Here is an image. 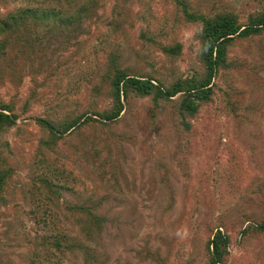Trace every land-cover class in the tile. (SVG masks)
<instances>
[{
    "label": "rangeland",
    "instance_id": "374dc122",
    "mask_svg": "<svg viewBox=\"0 0 264 264\" xmlns=\"http://www.w3.org/2000/svg\"><path fill=\"white\" fill-rule=\"evenodd\" d=\"M186 2L209 15L232 11L241 22L264 7V0ZM161 5L168 6L169 14L159 13L156 23L169 38L173 0H99L77 38H47V52L35 58V66L21 50L7 57L0 69V99L17 108L28 99L30 104L18 120L20 134L8 135L12 155L6 165L12 171L3 193L0 264H29L42 238L66 234L78 239L79 227L65 203L95 206L103 225L93 243L85 245L93 259L87 261L76 249L64 255V264L196 261L216 225L232 240L226 264H264V235L248 233L242 239L239 234L260 217L264 202V35L238 45L239 72H221L215 79L239 107L238 118L227 116L216 91L213 103L200 108L183 135L170 106L158 111L148 101L133 100L116 124L83 128L60 145L64 156L54 161L66 170L59 196L35 184L41 176L51 179V173L38 162L34 120L66 96L82 109L106 106L102 76L111 60L136 73L152 64L157 75L166 76L174 66L183 72L196 61V25L179 29L182 55L176 63L151 51L139 37ZM38 6L42 0H0V17ZM114 8L126 23L111 30ZM61 40H68L62 52ZM93 146L101 148L97 159L90 155Z\"/></svg>",
    "mask_w": 264,
    "mask_h": 264
},
{
    "label": "trees",
    "instance_id": "16d2710c",
    "mask_svg": "<svg viewBox=\"0 0 264 264\" xmlns=\"http://www.w3.org/2000/svg\"><path fill=\"white\" fill-rule=\"evenodd\" d=\"M98 1L42 0L43 6L19 9L0 17V69L6 65L11 52H26L35 66V58L43 57L47 52V38H77L76 33L82 30L84 21L90 18ZM173 1L176 6L173 35L165 38L156 23L160 20L159 13L164 14V17L169 14L168 6L161 5L154 11L148 31L140 32L139 37L151 51L156 50L168 62L176 63L182 55V45L176 41L179 29L184 25H196L193 35L197 46L196 61L191 62L183 72L174 66L166 76L157 75L152 64H148L149 70L144 73H136L119 67L111 60L109 69L102 76L105 85L102 97L107 101L106 106L82 109L72 97L66 96L57 102L56 107L50 108L44 117L36 118L38 162L46 165V170L51 173V179L41 176L35 181L40 190L45 188L49 194L59 196V187L63 184L61 177L66 168L55 161H60L64 156L60 145L66 143L67 137L89 126L111 127L120 120L133 100L148 101L158 111L170 106L176 126L183 135L190 131L191 120L200 108L213 103L216 91L222 97L223 111L227 116H240L239 107L230 100L226 91L217 88L215 79L221 72L236 73L241 70L237 47L264 35V7L250 14L246 22H241L238 14L229 10L209 15L192 9L186 0ZM121 16V10L114 8L109 25L111 30L121 29L126 23L121 22ZM68 40L60 41L61 52L68 47ZM29 104L28 99L17 108L12 102L0 99V218L1 209L6 205L3 195L6 181L12 171L6 165V160L12 155L8 135L11 132L20 134L22 128L18 120L24 116ZM100 152L99 146H93L90 155L97 159ZM65 209L79 227L80 237L76 239L66 234H56L40 239L41 250L32 252L29 264H64V255L76 249L82 251L87 261L90 257L93 259L90 248L85 245L87 242L93 243L99 235L103 218L93 211L95 206L88 203H65ZM261 209L260 217L239 231L242 239L248 238V233L264 235V202ZM220 228V225H216L211 229V235L204 240L198 260L178 264H226L232 240Z\"/></svg>",
    "mask_w": 264,
    "mask_h": 264
}]
</instances>
